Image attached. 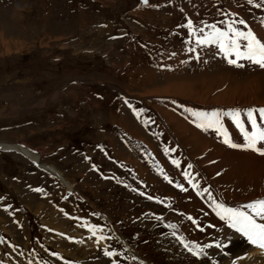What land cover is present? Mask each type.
Instances as JSON below:
<instances>
[{"label":"rangeland","instance_id":"obj_1","mask_svg":"<svg viewBox=\"0 0 264 264\" xmlns=\"http://www.w3.org/2000/svg\"><path fill=\"white\" fill-rule=\"evenodd\" d=\"M217 37L263 42L264 0H0V143H26L46 163L39 166L57 168L80 194L41 180L23 151L0 148V264H142L99 212L148 264H244L221 246L225 231L234 232L188 193L187 179H197L183 160L201 170L209 191L226 167L207 151L192 154L176 135L185 126L175 132L162 113L186 122L198 140L229 148L217 127L191 125L174 104L187 102L213 123L237 106L221 105L219 94L249 83L241 108H264L250 102L264 100V63L224 59ZM185 80L197 92L212 88L206 104L157 95ZM34 176L37 198L23 188V180L35 186ZM225 188L219 202L264 200L261 188Z\"/></svg>","mask_w":264,"mask_h":264},{"label":"bare ground","instance_id":"obj_2","mask_svg":"<svg viewBox=\"0 0 264 264\" xmlns=\"http://www.w3.org/2000/svg\"><path fill=\"white\" fill-rule=\"evenodd\" d=\"M263 36V35H261ZM210 40V39H208ZM220 77V76H219ZM223 77V76H222ZM224 80V78H223ZM227 81V79H225ZM185 84L182 83H176V82H172L169 83V85H167L165 88H162L161 90H159V93L157 95H176L177 97L180 96V98H188L190 100L199 102V103H205L206 104V98L205 95H209L207 92L208 90L212 89H201L202 92H197L194 91L192 89V86L186 83V80L183 81ZM224 82V81H223ZM204 83V82H203ZM202 83V85H204ZM227 84L226 82L224 83V85ZM255 83L253 85V87H256ZM206 85V84H205ZM204 85V86H205ZM220 85V84H219ZM252 88V86L248 83L246 85H241V87H245L247 88L246 90H244L243 88L241 89V87L239 89L235 88L234 91H230L227 88L224 89L223 93L219 94V101L221 103V105H241L244 102L241 100L245 99L247 94H250L251 92L253 93V90L251 91L249 89V87ZM208 88V87H207ZM258 88V86H257ZM253 89V88H252ZM255 91V89H254ZM155 93V92H154ZM153 95V94H152ZM198 95H201L202 97L199 98ZM172 97V96H171ZM173 98V97H172ZM214 101H217L216 98H212ZM251 103L256 102V103H262L264 102V100H251ZM264 104V103H263ZM162 113L164 116L168 117L169 119H171V121L175 124L176 128L178 130H176L175 132H179L181 129V127L184 125L185 127L184 132L181 133V131L176 135L179 137L180 141H182L181 143L185 144L187 146V148L189 149V151L192 154H198L201 153L202 151H207L209 154L212 155V159L213 162H215L217 164V168L220 170H223L222 167L225 166L226 170L228 171L227 173L224 174V170L222 173L221 178L219 179L221 181V183L219 182L218 186H217V190L219 192L220 195L224 194L226 190V185L230 186V188H233L234 192L236 190L242 189L245 190L249 189H256V188H261V190H263L262 192H260V194H264V156L260 157L261 160H258V156L256 154H254L252 151H249V149L244 148V149H234V147H229V148H225L223 147V145H218L215 144L213 146L208 145L207 143H204L203 140L201 139H197L196 135H194V133L187 128V126L185 125L186 122H184L183 120H178L176 119L174 121V119L170 116V112L166 111V110H162ZM173 116V114H172ZM206 117V116H205ZM195 132V131H194ZM22 144H11V143H7V142H3L0 143V146L2 148L5 149H17L19 151H23L26 156H28L30 159H33L35 161H39L38 159V155H40V153L34 151V149L30 148L29 145L27 146L26 143L23 144V142H20ZM37 155V156H36ZM226 157H223V156ZM190 157H192V155L189 154ZM245 156V158L248 161H245V159L243 158ZM243 158V159H242ZM239 161H240V166H239ZM214 165V164H213ZM47 169H49L50 171H52L53 173L57 174L63 184L65 186H67L68 189L72 188L71 182H69L64 176L63 174L54 166L51 165H44ZM43 166V167H44ZM244 167L248 168V176H245V169ZM261 167V168H260ZM210 169H213V167H209ZM214 170V169H213ZM211 170V172L213 171ZM154 180V179H153ZM152 179H148V181H151V184L153 183ZM157 184V182H155ZM259 193H254V194H248L246 199H249L251 196H258ZM229 199L233 198L232 195H228ZM231 202V200H230ZM238 202V201H237ZM239 202H243V200L239 201ZM200 209H202V207H199ZM193 209V208H191ZM196 215H194L195 217L197 216V213L195 211H193ZM217 231L219 233H221V231L218 230ZM217 232V234H218ZM216 233V232H215ZM212 235L216 236L217 234ZM220 239L222 237V235L220 234ZM231 237V238H230ZM227 234V232L225 231L224 233V239H226V243L228 244V248L229 251L233 254L238 256V258L241 259V261L244 262V264H264V250L260 247V244H255L254 246L247 245L244 241L242 242L240 240V237L233 233V234ZM214 238V237H213ZM263 238V237H262ZM261 238V240H262ZM224 241V242H225ZM259 243H263L264 244V240L260 241L257 240ZM129 249V248H128ZM263 250V251H262ZM135 254V253H134Z\"/></svg>","mask_w":264,"mask_h":264},{"label":"crops","instance_id":"obj_3","mask_svg":"<svg viewBox=\"0 0 264 264\" xmlns=\"http://www.w3.org/2000/svg\"><path fill=\"white\" fill-rule=\"evenodd\" d=\"M213 46H214V45H213ZM16 151H17V150H16ZM18 152H19V151H18ZM20 153H21V152H20ZM23 155H24V154H23ZM32 174L36 175L35 173H32ZM38 176H39V175H38ZM17 179H18V178H17ZM17 179H16V180H17ZM32 179H33L34 181H36L35 183H38V178H37V176L32 177V178L30 179V181H31ZM18 180L20 181V179H18ZM23 182H24V183H23V188L25 189V184H26V182H25L24 180H23ZM29 183H30V182H29Z\"/></svg>","mask_w":264,"mask_h":264}]
</instances>
